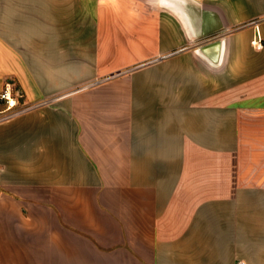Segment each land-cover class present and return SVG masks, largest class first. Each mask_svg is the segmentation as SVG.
<instances>
[{"label": "crops", "instance_id": "crops-1", "mask_svg": "<svg viewBox=\"0 0 264 264\" xmlns=\"http://www.w3.org/2000/svg\"><path fill=\"white\" fill-rule=\"evenodd\" d=\"M193 1L224 27L203 54L157 3L0 0V93L143 63L0 125V264H264V0Z\"/></svg>", "mask_w": 264, "mask_h": 264}, {"label": "rangeland", "instance_id": "rangeland-1", "mask_svg": "<svg viewBox=\"0 0 264 264\" xmlns=\"http://www.w3.org/2000/svg\"><path fill=\"white\" fill-rule=\"evenodd\" d=\"M16 0H12V2H15ZM19 1V0H17ZM151 3L149 4L150 6H154L152 5V3H155L154 1H149V0H139L140 3ZM158 4V8L159 9H164V10H167L168 12H171L178 20L177 24L174 25V27H176L175 29H178L179 27H182V25L185 27L183 21L180 19V17L178 15H176L173 11H171L170 9L168 8H165L163 6H161L159 3ZM129 25L128 23H123L122 26L125 27L127 29V27L129 28ZM163 28L166 27L165 24L163 23ZM77 33H79V36L78 38L82 37V40H78L76 43H75V47L77 49H81V48H87L82 50L83 53L80 54L79 52H77V55L75 58H77L78 60H81V61H84L85 60V57L88 56V41L85 40V36H86V33H85V30L81 28V24L78 22V25H77ZM186 29V27H185ZM81 33H80V31ZM124 31V30H123ZM88 33V29L86 31ZM214 37H211L209 39H202V40H192L193 41V45L192 47H196V45L198 46V53L199 54H203L205 53L206 51L205 50H202V47L205 46V45H208L209 43H213L214 41ZM62 43V39L60 41V44ZM196 49V48H194ZM173 54L171 55H160V56H157L155 59H153L152 61L149 62V64L151 63H159V62H165L167 61L170 57H172ZM148 64V63H147ZM141 66H143V63L136 66L135 68H131V69H127L125 70L124 72H116V73H110L108 75H105L104 77H97V78H94L92 80H90L89 82L88 81H83L81 82L80 84H76L74 85V87H72L71 89H67V91H62L48 99H44V100H41L39 102H27L26 99H25V93L23 91V89L21 87H19V85H15V87L12 85V84H6L5 88L10 85L12 91L14 94H17L19 93L21 95V97L19 98V106H18V109L20 110L18 114L14 115L13 117H7L5 120H3L2 122H0V125L3 124L5 121L9 120L10 118H16V117H20L22 118V116H24L23 118L26 120L28 118H35L36 119V113L39 109L43 108V107H46V114L45 116H48L49 119V123L51 122V118L49 114H52L56 109H58V107L60 106V103L62 102L61 100L64 99L65 97H68V96H72V95H75V94H78V93H82V92H85V91H88V90H91V89H94L96 87H99L101 85H103L104 83L110 81V80H113V79H117L119 77H122L123 75H127V74H131L133 70L137 69V68H140ZM0 104H3V110L5 108V104L4 103H0ZM2 111V110H0ZM29 114V115H27ZM35 117H34V116ZM16 122H22V120H17ZM36 123V121L34 122ZM18 125V128L20 126V123L19 124H16ZM14 125L13 123H11L9 126L8 125H3L1 126V130L2 131H5L7 130L9 127H12V126H16ZM6 126V127H5ZM5 136V135H4Z\"/></svg>", "mask_w": 264, "mask_h": 264}, {"label": "water", "instance_id": "water-1", "mask_svg": "<svg viewBox=\"0 0 264 264\" xmlns=\"http://www.w3.org/2000/svg\"><path fill=\"white\" fill-rule=\"evenodd\" d=\"M159 3L161 6L170 9L183 21L187 32L192 40L209 39L218 36L224 32L221 25H209L208 18L212 15L210 9L203 8L193 0H149ZM218 46L224 48L225 41H217ZM215 47L214 42L202 47V50L208 51Z\"/></svg>", "mask_w": 264, "mask_h": 264}, {"label": "built area", "instance_id": "built-area-1", "mask_svg": "<svg viewBox=\"0 0 264 264\" xmlns=\"http://www.w3.org/2000/svg\"><path fill=\"white\" fill-rule=\"evenodd\" d=\"M252 46L257 50H261L263 48V40L260 35L259 30L256 27V35L251 42ZM21 95L19 93L14 94L10 85H8L3 92L0 93V103L5 104L4 110L0 111V122L5 120L7 117H13L14 115L19 113V98Z\"/></svg>", "mask_w": 264, "mask_h": 264}]
</instances>
